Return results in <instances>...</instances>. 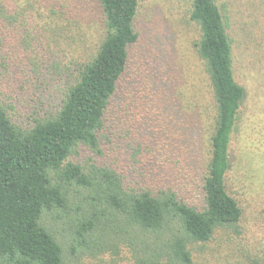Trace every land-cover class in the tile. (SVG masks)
<instances>
[{"label": "trees", "instance_id": "1", "mask_svg": "<svg viewBox=\"0 0 264 264\" xmlns=\"http://www.w3.org/2000/svg\"><path fill=\"white\" fill-rule=\"evenodd\" d=\"M140 1L52 0L60 7L49 9V17L67 24L71 13L87 16L95 8L102 38L96 52L77 65L56 111L22 127L0 102V264L101 263L106 253L114 255L108 264L124 259L128 264H246L234 253L243 209L228 190L231 170L246 163L243 152L234 153L241 143L246 91L233 75L232 47L217 0H190L189 12L199 30L194 48L213 102L204 175L197 176L191 165V158L197 161L192 146L175 145L168 125L167 134L154 129L155 137H148L152 145L141 150L142 186L126 182L116 167L85 168L70 161L80 147L101 156L106 148L130 155L114 149L106 135L115 127L109 111L138 42L134 20ZM30 9L29 3L15 11L0 0V89H7L1 82L10 83L12 71L19 69L25 80L15 93L23 98L36 91L44 76L40 71L48 68L37 62L26 71L19 58L27 54L20 30ZM57 30H46L24 46L36 43L46 51L62 27ZM136 126L127 120L123 129L134 134ZM193 187L200 192L198 202ZM247 264H264V257Z\"/></svg>", "mask_w": 264, "mask_h": 264}, {"label": "rangeland", "instance_id": "2", "mask_svg": "<svg viewBox=\"0 0 264 264\" xmlns=\"http://www.w3.org/2000/svg\"><path fill=\"white\" fill-rule=\"evenodd\" d=\"M1 1L15 11L29 3L32 6L33 9L25 13L20 30L28 43L37 35L43 36L46 30L58 31L62 27L56 42L51 39L50 46H45L46 51L36 43L25 47L27 42H20L27 52L19 57L26 71L27 66L37 62L44 64L41 67H48L46 72L40 71L44 76L36 83L38 88L33 94L23 98L21 93H15L25 80L19 69L12 71L10 83L1 82L7 89H0V102L8 115L17 125L29 127L34 118H42L59 106L65 87L74 80L77 65L96 52L102 38V25L95 8H91L87 16L71 13L72 18L67 19L70 24H67L66 19L49 17V9L58 11L60 7L52 0ZM217 5L232 47L234 78L246 91L241 107L240 148L234 145L235 155L243 152L246 163L241 162L243 166L231 170L228 190L243 209L240 246L233 249L235 260L247 264L250 258L261 260L264 257V0H217ZM189 12L190 0L139 2L134 20L138 42L130 50L126 73L109 111V121L116 130L111 127L106 135L114 149L123 148L130 155L115 154L106 148L101 156L80 147L71 157L72 163L85 168L113 166L126 176V182L135 181L142 186L145 178L137 170L141 150L152 145L148 137H155L154 129L159 135L167 134L165 125H168L169 134L174 137L170 140L175 145L192 146L197 161L191 158V165L196 166L197 176L204 175L213 102L203 62L194 48L199 30L189 20ZM10 84L14 86L13 92ZM149 104L154 107L148 108ZM156 104L159 105L155 108ZM127 120L137 122L134 134L123 129ZM101 145L103 148V141ZM193 193L199 197L193 199L200 201V192L196 193L194 187ZM112 258V253H106L100 256L103 262L86 261L84 264H108ZM127 261L117 260L116 264H128Z\"/></svg>", "mask_w": 264, "mask_h": 264}]
</instances>
